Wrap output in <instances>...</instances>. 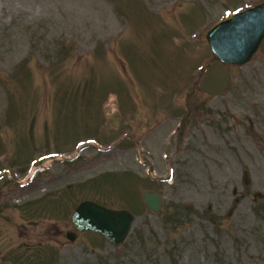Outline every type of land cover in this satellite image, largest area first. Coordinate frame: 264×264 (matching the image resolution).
Here are the masks:
<instances>
[{
	"label": "rangeland",
	"instance_id": "374dc122",
	"mask_svg": "<svg viewBox=\"0 0 264 264\" xmlns=\"http://www.w3.org/2000/svg\"><path fill=\"white\" fill-rule=\"evenodd\" d=\"M262 1L0 0V264H264V40L206 39ZM84 200L134 214L122 244Z\"/></svg>",
	"mask_w": 264,
	"mask_h": 264
},
{
	"label": "water",
	"instance_id": "95a60500",
	"mask_svg": "<svg viewBox=\"0 0 264 264\" xmlns=\"http://www.w3.org/2000/svg\"><path fill=\"white\" fill-rule=\"evenodd\" d=\"M206 39L214 57L222 63L237 66L249 63L264 40V1L220 20L206 32ZM257 196L261 197L262 193ZM143 197L149 210L157 213L162 209L165 197L161 192L145 191ZM135 220L126 209L105 207L91 200L80 203L72 215L73 224L80 232H97L114 245L127 239ZM76 236L74 231L67 232L71 241Z\"/></svg>",
	"mask_w": 264,
	"mask_h": 264
},
{
	"label": "bare ground",
	"instance_id": "6f19581e",
	"mask_svg": "<svg viewBox=\"0 0 264 264\" xmlns=\"http://www.w3.org/2000/svg\"><path fill=\"white\" fill-rule=\"evenodd\" d=\"M32 171H34V169Z\"/></svg>",
	"mask_w": 264,
	"mask_h": 264
}]
</instances>
